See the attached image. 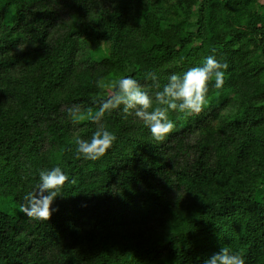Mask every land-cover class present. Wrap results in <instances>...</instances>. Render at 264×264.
<instances>
[{
  "label": "trees",
  "instance_id": "1",
  "mask_svg": "<svg viewBox=\"0 0 264 264\" xmlns=\"http://www.w3.org/2000/svg\"><path fill=\"white\" fill-rule=\"evenodd\" d=\"M213 54L228 67L199 114L170 112L155 141L113 111V147L76 159L101 85L132 76L154 95L148 73L163 86ZM55 166L58 211L28 218ZM222 246L264 264V0H0V264H203Z\"/></svg>",
  "mask_w": 264,
  "mask_h": 264
},
{
  "label": "clouds",
  "instance_id": "2",
  "mask_svg": "<svg viewBox=\"0 0 264 264\" xmlns=\"http://www.w3.org/2000/svg\"><path fill=\"white\" fill-rule=\"evenodd\" d=\"M227 67L214 54L208 55L202 64L189 67L182 74L168 75L163 86L159 84L156 73L150 72L147 75L158 89L154 95L132 76H123L101 85L113 92L107 99L93 101L94 104L98 103L95 111L88 109L87 118L97 124V128L90 139L75 138L76 159L97 161L113 147L116 136L101 123L106 114L113 111L122 114L125 119L133 117L142 122L152 139L162 141L175 128L169 113L177 112L185 117L199 114L207 102L209 82L214 80L213 86L221 88ZM67 112L74 119L79 118L81 107L73 104L67 108ZM66 181L68 176L59 166L40 170L38 183L24 197L20 211L33 220L48 221L52 213L58 211L52 205L61 196ZM203 264H246V261L239 252L222 246L218 252L204 259Z\"/></svg>",
  "mask_w": 264,
  "mask_h": 264
}]
</instances>
